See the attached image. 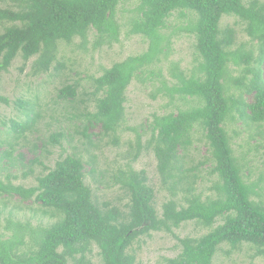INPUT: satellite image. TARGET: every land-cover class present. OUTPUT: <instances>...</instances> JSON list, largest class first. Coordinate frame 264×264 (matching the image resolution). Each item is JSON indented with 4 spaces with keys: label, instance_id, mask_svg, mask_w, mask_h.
Returning a JSON list of instances; mask_svg holds the SVG:
<instances>
[{
    "label": "trees",
    "instance_id": "16d2710c",
    "mask_svg": "<svg viewBox=\"0 0 264 264\" xmlns=\"http://www.w3.org/2000/svg\"><path fill=\"white\" fill-rule=\"evenodd\" d=\"M14 1L18 2L19 10L0 9V24L8 23L0 33V77L17 57L23 66L37 57L32 62L31 74L47 73L56 60L60 43L70 45L75 38L85 42L90 31L94 33L93 48L117 43L118 6L135 3L129 33L143 37L147 41L146 50L113 63L92 80L94 90L90 96L95 100L96 110L87 115V121L99 125L102 135L111 136L113 146L119 145L117 133L124 122L125 94L134 79L145 76L142 81L153 82L151 99L161 95L172 102L179 97L192 100L193 105L177 113L153 115L140 132L130 129L136 134V150L133 154L129 152L127 170H117L110 177L100 174L94 181L103 189L120 191L127 201L122 206L125 211L111 201H98L85 183L84 162L75 155L59 159L46 174L37 176L35 186L26 188L0 180V195L33 202L45 209L41 211L43 215L50 209V217L56 218L49 225L38 222L37 226L28 221H7L4 229L9 231L8 235L0 232V264H88L85 255L92 246L97 248L101 264H135V256L130 253L133 243L150 236V232H164L178 242V254L165 259L166 264H212L223 245L229 246V250L246 245L254 250L252 258H264V198L255 190L257 182L246 181L249 175H244L245 162L234 155L231 137L225 131L228 121H241L247 128L256 125L257 130L248 134V139L257 137L253 147L264 148V1ZM174 12L188 16L185 29L194 36L199 62L190 77L171 64L169 83L163 79L161 69L154 67L168 55V39L161 31ZM228 16L244 25V33L257 45V57L253 58L252 51L243 47L234 48V28L220 27V20ZM252 62L258 65L250 67ZM230 64L242 67L241 76H231ZM57 65L62 67L58 62ZM76 91L74 86H64L58 90V98L73 100ZM242 91L251 96L252 102L242 100ZM0 102L8 104L1 97ZM15 104L20 110L28 107L21 100ZM30 113L32 116L27 113L24 122H11L12 139L19 140L26 132L35 130L39 114L32 109ZM194 132L202 133L208 153L205 162L199 164L209 163L207 174L214 178L209 188L212 197L208 195L205 199L194 193L196 180L201 179L198 165H187L185 161ZM147 133L145 148L152 151L160 181L170 196L160 205V212L146 172L131 168L141 154L142 138ZM61 138V133H53L48 140L56 146ZM17 144L6 143L7 148L0 152V168L7 170L15 164L13 147ZM26 176L23 173L22 177ZM181 193L185 205L175 199ZM218 220L223 223L216 224ZM191 222L207 232L183 238L174 234V230Z\"/></svg>",
    "mask_w": 264,
    "mask_h": 264
},
{
    "label": "rangeland",
    "instance_id": "374dc122",
    "mask_svg": "<svg viewBox=\"0 0 264 264\" xmlns=\"http://www.w3.org/2000/svg\"><path fill=\"white\" fill-rule=\"evenodd\" d=\"M242 1L247 3L249 0ZM18 5V2L14 0H0V9L7 8L17 11L19 10ZM135 7L134 2L118 6L116 16L120 25V35L117 43L93 48L94 33L90 31L85 42L75 38L70 45L60 43L56 60L47 73L31 74L33 72L32 62L37 57L31 58L25 66H23L20 57H17L12 61L8 70L1 74L0 97L6 99L8 104L0 102V152L7 148V142H18V144L13 147V156L17 161L13 166H8L7 170L0 168V180L10 181L13 185H22L26 188L35 186L37 176L46 174L59 159L75 155L83 160L85 183L90 186L98 201H111L114 205H118L120 210L125 211L122 206L127 201L122 197L120 191L116 188L103 189L94 181L100 178V174H107L106 177H110L117 170H127L126 165L130 161L129 152L131 151L130 153L133 154L136 150V134L130 129L140 132V128L151 122L153 115L177 113L178 110L193 105L192 100L179 97H175L172 102L161 95L151 99L150 94L154 90L153 82L142 81L145 76H141L131 81L126 90L124 122L117 133L118 146L111 144V136L102 135L99 125L93 121L92 124L87 121V115L96 110L95 100L90 96L94 90L92 80L99 77L113 63L124 60L128 56L138 55L147 48V41L143 37L129 33V22L135 16ZM187 24L188 16L183 17L180 13L174 12L167 19L165 29L161 31V34L167 36L168 39V43H166L168 55L154 69H161L163 79L169 83L172 82L169 78L171 64H176L179 70L190 77L199 62L194 49V36L185 29ZM7 25L8 23L0 24V33ZM224 26H231L235 30L234 48L243 47L244 50L252 51L253 58L258 56L256 43L250 41L243 31L244 25L237 18L223 17L220 20V27ZM57 62L62 64V67H57ZM257 65L252 62L250 67ZM21 68H23L22 71ZM241 69L242 67L236 68L231 64L229 66L230 74L233 77L241 76ZM262 73L264 74V61L262 62ZM64 86L76 87L77 97L68 101L59 99L58 90ZM241 94L243 101L252 102L251 96L245 95L243 91ZM19 100L28 103L26 110H20L16 106L15 103ZM31 109L39 114L35 130L26 132L24 137L19 140L12 139L9 129L11 122H24L27 119V113L32 116ZM262 129L264 130V125ZM256 130V125L247 128L244 123L238 120L228 121L225 125V131L231 137L234 155L240 161L245 162L244 167H247L244 175L248 174L249 178H246V181L257 182L255 190L264 198V148L253 147L258 140L257 137L253 136L250 141L248 139V134H253ZM53 133L62 134L60 145L52 146L49 143V136ZM192 138L193 144L189 148L185 161L187 165H198L201 179L196 180V192L194 193L205 199L212 194L209 188L212 186L214 178L207 174L209 163L199 164L208 158L202 133L194 132ZM147 140L148 133L142 138L141 154L135 162L131 163V168L135 171L144 170L146 172L148 183L155 192L156 209L160 212V205L170 196L160 181L152 151L145 148ZM19 154L20 157H18ZM43 167L46 169L43 170ZM30 170L32 173H29ZM23 173L27 174L25 178L22 177ZM7 175L10 176L8 180ZM11 176H16V179ZM175 199L185 205L182 193L176 195ZM43 210L45 209L33 202H20L15 196L0 195V232H6L8 235L9 231L4 228L9 220H19L21 223L28 221L32 226H37L38 222L45 225L55 222L56 218L50 217L52 210L46 209L47 214L45 215L41 212ZM221 223L223 222L218 220L216 224ZM174 231V234L179 238L199 237L207 232L206 229L200 228L194 222L186 223ZM177 245L178 242L169 234L150 232V236L140 237L138 242L133 243L130 253L135 256V264H166L165 259L178 254ZM229 249L227 245L221 246L216 252L212 264H264V258H252L254 250L246 245L237 250ZM226 251L229 253L226 254ZM97 252V248L92 246L90 252L85 255V262L101 264ZM68 264L74 263L68 262Z\"/></svg>",
    "mask_w": 264,
    "mask_h": 264
}]
</instances>
